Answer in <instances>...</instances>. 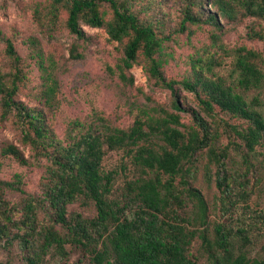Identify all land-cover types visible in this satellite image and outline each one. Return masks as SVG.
Instances as JSON below:
<instances>
[{
    "label": "trees",
    "instance_id": "obj_1",
    "mask_svg": "<svg viewBox=\"0 0 264 264\" xmlns=\"http://www.w3.org/2000/svg\"><path fill=\"white\" fill-rule=\"evenodd\" d=\"M48 1L50 19L63 14L66 28L77 39L87 38L82 25H88L105 28L111 40L123 45L117 70L125 84L133 85L134 76L128 72L142 55L150 78L169 89L172 100L169 106L158 104L144 111L129 128L103 118L89 123L74 120L60 137L42 109L28 107L16 98L25 75L15 44L7 39L5 52L13 69L0 72L2 116L13 114L19 121L22 141L29 145L31 155L26 157L14 144L6 145L3 152L26 165L45 161L47 174L40 195L23 187L21 173L11 180L0 178V247L18 239L22 264H47L50 258L53 264H66L71 254L68 244L80 248L78 262L84 264H264V242L251 252L258 242L245 212L229 214L240 208L238 198L247 194L245 187L254 166L252 153L264 145V102L257 95L248 100L238 90L261 86L264 71L258 63L259 53L239 49L238 77L229 84L223 77L206 75L217 62L211 52L195 57L193 77L168 80L163 73L166 36L131 0ZM216 1L220 15L231 16L233 3L239 2L246 12L264 18V0ZM201 2L190 0L185 6L180 31H185L187 23H202ZM208 13L205 19L219 27V15ZM212 36L217 44L219 34ZM74 55L81 56L78 51ZM177 84L195 93L204 114L185 105ZM54 90L48 88L47 102ZM184 112L191 115L190 123L182 120ZM220 113L242 123L219 119ZM223 132L229 135L225 145L220 144ZM232 148L242 153V161L234 159ZM109 150H122L136 171L135 177L125 181L119 197L114 194L117 172L103 167ZM201 163L207 179L214 180L219 189L218 218L212 217L203 191L192 184ZM2 165L0 160V170ZM235 183L243 190L236 193ZM8 191L18 192L21 199L11 204L5 198ZM79 200L93 204L95 214L70 211L69 205ZM41 214L47 219H41Z\"/></svg>",
    "mask_w": 264,
    "mask_h": 264
},
{
    "label": "rangeland",
    "instance_id": "obj_2",
    "mask_svg": "<svg viewBox=\"0 0 264 264\" xmlns=\"http://www.w3.org/2000/svg\"><path fill=\"white\" fill-rule=\"evenodd\" d=\"M189 2L190 0H131L132 6L142 12L144 17L151 18L157 24L159 33L166 36L164 50L167 60L163 73L168 80L180 81L186 76L193 77L192 63L195 57H206L211 52L215 53L217 62L212 72L207 71L206 75L223 77L228 84L235 82L238 77L236 54L242 47L259 53L258 63L264 71V37L258 35L264 34L263 17L246 12L239 2L233 3L231 16L220 15L216 0H202V6L198 8V11L204 12L202 23H187L182 32L180 26L183 11ZM49 9L48 0H0V72L8 73L13 69L12 59L5 52L6 40L11 39L21 57L25 75L16 98L28 107L42 109L60 137H64L66 129L74 120L89 123L99 122V118H103L114 126L129 128L144 111L158 104L170 105L171 91L150 78L142 55L128 72L134 76L133 85L125 84L119 78L117 70V64L123 56L121 43L111 40L105 28L88 25H82L87 38L79 40L66 28L63 14L57 19H50ZM209 11L219 15V27L205 19ZM213 33L219 34L217 44ZM76 51L81 54L80 57L74 55ZM50 86L55 90L50 102H47L46 93ZM177 87L185 105L201 110L194 92L181 88L178 84ZM238 90L248 100L257 95L264 102V80L260 87ZM201 112L204 114L203 110ZM191 118L187 112L182 115L185 123H190ZM219 119L242 123L226 113H220ZM220 123L223 125L224 121ZM228 139L229 135L223 132L220 144H227ZM8 144L17 145L26 157L31 155L29 145L22 141L19 121L13 114L7 118L2 116L0 100V160L3 163L0 178L11 180L15 173H21L23 187L29 193L40 195L46 181V162L40 161L37 165L22 164L3 152ZM231 155L238 162L243 159L242 153L233 148ZM251 160L254 166L245 187L247 194L238 198L240 208L236 211L232 209L229 214L237 216L242 211L245 212V217L254 230L253 237L258 242L251 247L253 253L264 242V222L260 220L264 221V216L257 218L259 214L264 215V145L257 147ZM103 167L107 171L117 172L114 182L115 197L121 195L125 181L136 176L130 157L122 150L106 152ZM204 169L201 163L192 184L203 191L210 203L212 217L218 218L219 189L214 180L207 179ZM233 186L236 193L243 190L239 183ZM21 197L18 192L5 193V198L11 204L18 202ZM246 204L250 209L241 208ZM69 210L79 211L85 216L95 214L93 204L81 200L70 204ZM249 210H253L254 215ZM40 218L47 219V216L41 214ZM223 219L226 220L227 217L223 216ZM56 227L65 232L60 224ZM256 228L260 230L255 231ZM67 249L71 254L66 264H84L78 262L82 257L80 248L68 244ZM21 253L18 239H15L12 245L0 247V261L5 264L11 260L14 264H22ZM54 261V258H50L47 264H53Z\"/></svg>",
    "mask_w": 264,
    "mask_h": 264
}]
</instances>
